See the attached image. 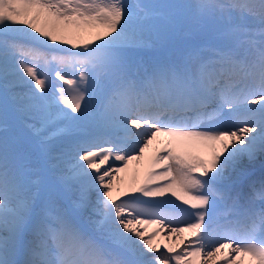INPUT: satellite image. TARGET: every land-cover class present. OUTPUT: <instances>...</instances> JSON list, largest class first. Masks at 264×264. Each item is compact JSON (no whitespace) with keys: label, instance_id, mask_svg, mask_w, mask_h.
Segmentation results:
<instances>
[{"label":"snow or ice","instance_id":"obj_1","mask_svg":"<svg viewBox=\"0 0 264 264\" xmlns=\"http://www.w3.org/2000/svg\"><path fill=\"white\" fill-rule=\"evenodd\" d=\"M218 262L264 264V0H0V264Z\"/></svg>","mask_w":264,"mask_h":264},{"label":"bare ground","instance_id":"obj_2","mask_svg":"<svg viewBox=\"0 0 264 264\" xmlns=\"http://www.w3.org/2000/svg\"><path fill=\"white\" fill-rule=\"evenodd\" d=\"M157 147H162V145L154 142V144L150 146L148 150H146L145 158L142 161L140 162L132 161L129 164L128 168L125 169L123 172L114 173V175L117 177V180L114 181V184H116L118 187H120L123 190H129L130 188L137 186L140 183V181L143 179L144 172L149 167L148 157L152 155V153L155 151ZM115 166H122V165H120L119 162H116ZM114 195H116L115 192ZM140 227L145 232L146 237L149 233L153 232L156 229L155 225H146V226L141 225ZM166 235H167V229H164L160 232L158 236L153 237L154 242H157L161 245V249H160L161 251L165 250L163 248V245L165 244L175 248L176 245L179 243V239H177L176 237L165 240ZM186 237L187 236L184 233L180 234V239Z\"/></svg>","mask_w":264,"mask_h":264},{"label":"rangeland","instance_id":"obj_3","mask_svg":"<svg viewBox=\"0 0 264 264\" xmlns=\"http://www.w3.org/2000/svg\"><path fill=\"white\" fill-rule=\"evenodd\" d=\"M88 35H89L88 33H85L84 34V38L87 39L88 38ZM184 234L188 237V233L185 232Z\"/></svg>","mask_w":264,"mask_h":264}]
</instances>
